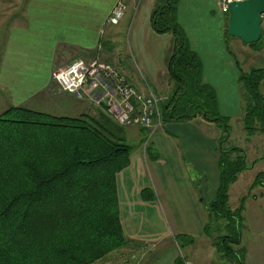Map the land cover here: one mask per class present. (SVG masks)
I'll return each instance as SVG.
<instances>
[{"label":"trees","instance_id":"1","mask_svg":"<svg viewBox=\"0 0 264 264\" xmlns=\"http://www.w3.org/2000/svg\"><path fill=\"white\" fill-rule=\"evenodd\" d=\"M179 2L157 0L151 13L152 29L174 36L167 64L173 88L160 103L162 119L201 117L222 129L219 186L213 198H200L209 212L204 234L223 260L245 264L246 198L232 208L230 187L250 166L241 148L224 146L230 119L220 113L214 88L203 81L201 58L177 19ZM225 38L235 37L225 30ZM240 82L246 98L243 128L248 136L264 132V68L241 69ZM127 127L103 110L56 116L13 106L0 115V264H93L112 253L125 255L127 248L155 246L131 247L121 223L117 175L131 163ZM147 152L156 158L151 148ZM258 184H264V172L252 187ZM174 239L181 247L196 242L188 234ZM177 263L183 264L181 257Z\"/></svg>","mask_w":264,"mask_h":264},{"label":"crops","instance_id":"2","mask_svg":"<svg viewBox=\"0 0 264 264\" xmlns=\"http://www.w3.org/2000/svg\"><path fill=\"white\" fill-rule=\"evenodd\" d=\"M118 1L0 0V115L13 106L42 111L43 98L63 100L68 110L78 112L77 116L105 111V104L97 106L88 99L62 92L53 74L77 58L91 61L111 55L113 44L117 56L114 63L129 76L123 58L118 57L120 51L117 52L114 42L108 39L119 33L120 24L107 23ZM144 1H147L146 10L138 15L137 9ZM156 1L129 0L128 8L134 7L131 24L136 28L134 43L130 42L132 61L138 65L135 54L142 50L139 55L143 54L141 58L148 64L145 70L139 71L138 80L132 77L131 71L128 78L139 89L151 88L161 95L165 82L171 89L173 85L168 79L166 51L160 48V36L151 26ZM224 15L218 0H180L178 4V22L201 58L203 81L214 88L220 113L230 122L237 116L242 124L246 99L240 71L244 63L236 56L235 39L225 38L227 15ZM146 38H149L148 43ZM168 38H172L171 35ZM154 42L158 48H154ZM171 42L172 39L170 46ZM147 132V138L140 135L132 147L130 166L117 175L124 234L132 242L131 247L146 242L155 244L154 250L170 238V246L178 247L174 236L188 234L196 239L190 246L198 245L199 264L203 257L209 259L216 253L210 238L204 234L209 212L200 198L205 195L213 198L219 186V147L223 131L217 124L197 117L190 121H164L155 131ZM129 133L131 136L132 132ZM147 148L156 154L155 159L150 157ZM144 189H147L146 194ZM157 219L159 222L155 221ZM163 219L170 221L168 227L162 226ZM143 229L148 231L141 232ZM205 239L208 244L203 243ZM154 250L143 264L157 263L152 257ZM177 258L172 256V264H178L174 261ZM183 264L196 263L193 257L187 256Z\"/></svg>","mask_w":264,"mask_h":264},{"label":"rangeland","instance_id":"3","mask_svg":"<svg viewBox=\"0 0 264 264\" xmlns=\"http://www.w3.org/2000/svg\"><path fill=\"white\" fill-rule=\"evenodd\" d=\"M125 4V16L120 20L119 26L117 28L118 34L115 38H108L111 39L112 42H114L115 49L117 52L120 51V55L118 57H122L124 63L127 65V72L126 74L129 75L130 78V71L133 73L132 77L136 78L138 80V76L140 75V70L143 71L145 68L144 66L148 64L147 60L144 58H141L143 54L139 55L142 50L139 51V54H135V59L138 62V65H134L132 61V55L130 51V42L131 44L134 43L133 34L136 32L135 26H132L131 24V14H132V8H128L129 0H122ZM147 1H144L140 7L137 9L138 15H140L142 12H144L146 9V3ZM145 6V7H144ZM147 12V11H146ZM219 13V12H218ZM220 14V13H219ZM226 15V14H225ZM224 15V16H225ZM227 17V16H225ZM263 26V36L259 42H257L256 45L253 47L242 43L240 39L234 38L236 42V56L242 62L244 65L240 64L244 71L248 72L252 67H263L264 68V21L262 23ZM225 30H227V20L225 24ZM153 30V29H152ZM154 31V30H153ZM155 32V31H154ZM156 33V32H155ZM214 33V31H213ZM160 38H158L159 46L160 48L165 49L167 54V61L170 58V55L172 53V48L174 44V36L171 33H156ZM172 38H168L170 36ZM148 39L146 38V41L148 43ZM172 39L171 46L169 43V40ZM154 48H158L157 42L153 43ZM152 46V48H153ZM111 55H104V57H101V59L112 63L115 67V61L116 55L114 52L113 44L111 45ZM167 49V50H166ZM110 51V50H109ZM152 51V50H150ZM137 54L140 56L138 58ZM108 57H111L110 59H106ZM121 58V59H122ZM168 64V63H167ZM136 66V67H135ZM150 66V64H149ZM117 68V67H116ZM145 70V69H144ZM138 75V76H137ZM140 77V76H139ZM144 77L147 79L146 75L144 74ZM167 79H165L166 81ZM163 89V92H161L163 100L167 99L171 93L172 89L171 87L167 85V82L164 83V85L161 87ZM262 92L264 93V84L262 86ZM243 93H245L243 91ZM163 94V95H162ZM246 98H244L245 100ZM44 106L42 107L44 112L50 113L56 116H77L78 112L76 111H70L68 108H66V103H64L63 100L60 99H53L52 100H45L43 98ZM246 102V100H245ZM105 112V111H104ZM107 115H109L107 113ZM110 116V115H109ZM230 139L224 144L226 148L230 147H239L241 148L247 157V164L250 166L249 169H246L243 173L239 175V178L237 182L232 186L230 191V205L232 208H237L240 204V200L244 197L246 198V208L244 212L245 216V229L243 231V245L247 247V254L245 259V264H264V184H258L254 187H252V184L254 183L256 177L259 173L264 172V132L258 131L256 135L254 136H248L246 131L243 128V125L241 122H239L237 116H233L230 122ZM142 128L140 126H135V128ZM146 128L142 129H128L127 135H128V142L129 144L134 147L135 144L138 141V137L141 135L145 138L148 136V132ZM135 131V132H134ZM129 132H132L131 136ZM262 160V161H261ZM135 164V162H134ZM256 164V165H255ZM255 165V166H254ZM159 222V220H155ZM152 221V222H155ZM162 226L168 227V223L170 221L168 219L161 220ZM160 225V224H159ZM141 231V230H140ZM148 229H143L141 232H147ZM206 240V239H205ZM172 242V239L166 240V242L161 244V247L154 250V247H148L145 251H139L138 256L136 258V264H143V262L146 260L147 256L150 254V252L153 251L152 257H155V263L156 264H172V256L176 255L181 256V260H185L188 257H193V260L196 264H198V245L196 246H185L181 247L180 244H178V247L170 246ZM203 243H207L206 241H203ZM212 243V240H211ZM170 246V247H169ZM136 247V246H134ZM139 248V246H138ZM152 248V250H151ZM131 248L124 249L126 253H129ZM133 249V248H132ZM197 251V252H196ZM121 253V252H120ZM194 254V255H193ZM122 254L112 253L109 257V259H117L119 260V257ZM127 256L123 257V260H125L128 264H133L131 259ZM174 261H177L174 260ZM199 264H230L229 262L223 260L220 255L215 253L214 256H210L209 259L206 257H203L202 260H199ZM210 261V262H209ZM175 263V262H174Z\"/></svg>","mask_w":264,"mask_h":264},{"label":"built area","instance_id":"4","mask_svg":"<svg viewBox=\"0 0 264 264\" xmlns=\"http://www.w3.org/2000/svg\"><path fill=\"white\" fill-rule=\"evenodd\" d=\"M234 0H218L222 13H229V3ZM125 4L119 0L112 10L107 23L119 24L125 14ZM53 78L62 92L88 99L97 106L105 104V111L117 122L125 126H140L155 131L163 124L160 103L163 100L153 89L141 90L112 63L100 57L91 61L77 58L63 68L56 70ZM152 245H144L138 252L130 250L119 260L96 261L93 264H128L123 260L129 255L133 264L139 251ZM152 249V248H151Z\"/></svg>","mask_w":264,"mask_h":264},{"label":"water","instance_id":"5","mask_svg":"<svg viewBox=\"0 0 264 264\" xmlns=\"http://www.w3.org/2000/svg\"><path fill=\"white\" fill-rule=\"evenodd\" d=\"M264 0H234L229 3L228 34L250 45L263 34Z\"/></svg>","mask_w":264,"mask_h":264}]
</instances>
